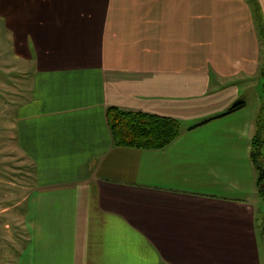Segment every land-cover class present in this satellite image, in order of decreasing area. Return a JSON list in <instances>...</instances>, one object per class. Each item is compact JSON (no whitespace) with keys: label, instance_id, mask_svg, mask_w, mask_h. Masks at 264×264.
I'll return each mask as SVG.
<instances>
[{"label":"crops","instance_id":"0c3cea01","mask_svg":"<svg viewBox=\"0 0 264 264\" xmlns=\"http://www.w3.org/2000/svg\"><path fill=\"white\" fill-rule=\"evenodd\" d=\"M254 8L0 0V48L34 67L28 93L25 73L3 85L0 264H260L252 116L246 102L216 116L259 76ZM109 106L181 132L161 149L116 146Z\"/></svg>","mask_w":264,"mask_h":264},{"label":"rangeland","instance_id":"374dc122","mask_svg":"<svg viewBox=\"0 0 264 264\" xmlns=\"http://www.w3.org/2000/svg\"><path fill=\"white\" fill-rule=\"evenodd\" d=\"M249 2L255 7L253 0H249ZM255 21L256 24H258V22L261 23V18H259V20L256 18ZM257 31L261 45L264 47V40L259 34V29H257ZM1 33H3V30ZM12 53V50H9L8 48L5 50L0 48V143H3V141H6L7 139L8 132L6 127L12 118V113L9 111L11 108V102L9 100L8 94L9 89H5L3 85H6L7 88H9L8 86L11 85L12 87L17 88L19 84L22 85L23 73H25V93H28L27 88H30V81L32 79L34 70L33 63L28 57L25 56V60L21 57L12 58ZM261 55V60L263 61L264 50L263 52L261 51ZM22 67H25V71L22 70ZM245 80L240 82V91L237 100H244L248 104V111L251 114L252 121L254 123L255 130L249 137V145L251 149L254 148L253 139L255 138L254 136L257 135L259 140L262 142L260 147L264 157V79L261 77L259 70V76L254 77L252 83H245ZM247 81H250V79H247ZM2 146H4V144ZM260 162H262L264 169V158L261 159ZM253 167L255 169V175H257L258 172L254 165ZM0 170L6 171L5 164L0 163ZM262 186H264V179ZM255 191V231L260 254V264H264V192L262 197L257 186Z\"/></svg>","mask_w":264,"mask_h":264},{"label":"trees","instance_id":"16d2710c","mask_svg":"<svg viewBox=\"0 0 264 264\" xmlns=\"http://www.w3.org/2000/svg\"><path fill=\"white\" fill-rule=\"evenodd\" d=\"M255 13H257V20H259L260 11L255 5ZM257 28L259 34L264 40V22H258ZM260 74L264 79V59L261 62ZM245 104L244 100L238 99L234 101L224 112L216 115L220 116L241 108ZM212 118V117H211ZM106 119L109 125L113 144L119 147H133L140 149H161L170 145L180 134V122L176 118L163 117L142 111H132L121 109L116 106H109L106 109ZM206 119L205 121H207ZM253 146L251 149V161L255 166L258 174L256 179V186L263 197L264 186H262L264 179V169L261 159H263V152L261 149V141L254 136Z\"/></svg>","mask_w":264,"mask_h":264}]
</instances>
